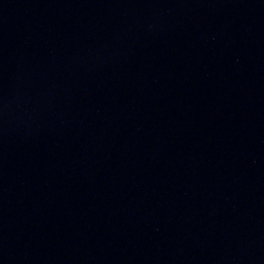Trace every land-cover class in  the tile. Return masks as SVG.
Wrapping results in <instances>:
<instances>
[{"label":"water","instance_id":"1","mask_svg":"<svg viewBox=\"0 0 264 264\" xmlns=\"http://www.w3.org/2000/svg\"><path fill=\"white\" fill-rule=\"evenodd\" d=\"M0 264H264V0H0Z\"/></svg>","mask_w":264,"mask_h":264}]
</instances>
